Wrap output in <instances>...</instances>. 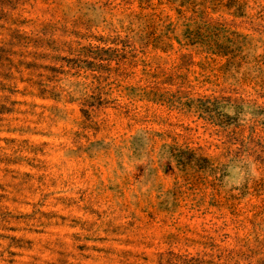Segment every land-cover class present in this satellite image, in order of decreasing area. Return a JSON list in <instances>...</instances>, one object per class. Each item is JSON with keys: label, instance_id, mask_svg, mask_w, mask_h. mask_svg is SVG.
<instances>
[{"label": "rangeland", "instance_id": "374dc122", "mask_svg": "<svg viewBox=\"0 0 264 264\" xmlns=\"http://www.w3.org/2000/svg\"><path fill=\"white\" fill-rule=\"evenodd\" d=\"M0 264H264V0H0Z\"/></svg>", "mask_w": 264, "mask_h": 264}]
</instances>
